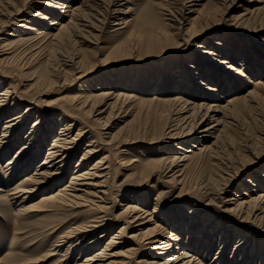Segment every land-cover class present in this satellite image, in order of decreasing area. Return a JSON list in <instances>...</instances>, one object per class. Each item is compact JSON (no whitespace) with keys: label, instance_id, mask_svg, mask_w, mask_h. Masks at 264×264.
Listing matches in <instances>:
<instances>
[{"label":"rangeland","instance_id":"374dc122","mask_svg":"<svg viewBox=\"0 0 264 264\" xmlns=\"http://www.w3.org/2000/svg\"><path fill=\"white\" fill-rule=\"evenodd\" d=\"M41 2L43 0L15 1L18 8L23 7L21 12L33 19L30 26L39 25L42 15L47 14L49 10H54L46 6H43L45 10L43 8L41 10L40 5L37 4ZM60 2L70 3L69 0H60ZM76 4L77 2H74L72 6H78ZM259 7L264 8V0H90V3H86L85 9L91 16V20L102 27L101 33L93 31V34H90L92 38L89 35L87 36L89 38L81 37L83 39L73 37L70 43L61 41L51 44L45 43L43 39L36 40L32 33L22 27L26 23L16 21L19 18L13 17L11 20L3 18L2 21L10 20V22L3 29L1 38H4L6 40L4 44H8L11 48L0 49V75L8 72L10 77L0 82V93L8 87L11 89H9L7 100L0 96L5 101L3 102L4 111L1 112L0 136L3 134L4 121H7L9 116L13 113H24L28 104L25 103L26 100H23L25 96L22 92L27 91L29 87H31L29 93L36 99L38 110L34 115L28 116L24 131L17 134L16 139H11L13 141L10 143L11 147L5 149L8 155L4 152L0 158V264H6L4 259L8 253L21 255L20 258L36 259L50 249L49 246L52 245L50 241L48 242L43 233L37 230L34 219L37 218L36 216L45 214L33 212L38 210L36 206H41L39 202L44 197L67 185L81 158L84 159L82 162L87 169L109 152L115 160L113 162L115 172L111 182L114 190L112 195L117 202L110 213L112 221L111 227L107 230L109 233L106 234V238L101 237L103 234L101 231L95 234L94 237L97 241H101V244L95 245L93 252H99L103 246H107L111 238L119 231L118 229L125 226L127 215L123 211L128 205L138 203L139 209L142 207L140 210L144 209L145 212H140L139 221L132 225L133 228L129 232L127 231L130 235L138 232L140 226L136 224L147 221L150 217L147 214H152V209L155 204H158L156 208L159 209L160 216L158 215L156 219H159L162 227L169 228L172 234L177 232L175 229L179 224H184L183 227L186 230L190 222L193 220L196 222L194 241L187 251H191L203 264H215L213 261L219 252L216 241L218 236H223L228 222L221 226V223L211 224V218L224 216L222 211L228 206L227 201L236 193L243 192L239 191V186L242 184L248 186L247 181L251 176L259 178L264 171V102L260 105L252 104L253 107L246 108L247 110L241 114L242 117L237 118L241 119H236V127L228 130L227 141L229 142H222L220 145L218 159L224 162L229 157L233 171L222 164L207 163L208 155L197 154V151L192 148L190 149L192 153L187 154L190 159L182 163V183L176 185L175 189L161 181L160 184L156 182L158 178L166 181L171 175V173L160 174V170L166 167L170 159L176 155L175 153H179L177 148L185 142L176 140L177 143L172 144L170 140L164 139L165 125L161 126L160 123L157 124L158 121H155V112L160 113L161 107L149 105L146 102L155 97L169 99L178 96L182 98V101L194 104H199L203 100L207 103L214 101L211 97L215 95L204 94L202 92L204 85L198 84L200 80L195 82L194 78L219 88V91L222 90L223 99L215 101L223 104L228 98L244 97L254 89L256 80L264 83V43L262 42L264 40V10L259 13L254 11ZM35 8L41 10L38 12L39 16H35L37 13ZM191 10H197L198 15L189 13ZM54 11L57 15H61L60 10ZM115 18H122L128 24L114 33L113 31L119 27L115 26ZM188 20H190L189 25H187ZM193 34H202L198 37L196 45L188 42V38ZM139 37L142 39L145 37L147 44L151 39L155 48L149 50L146 45L145 48L143 44L138 45ZM201 44L206 49L213 50L215 55L204 54L205 50L199 48ZM218 57L224 64H219ZM230 65H233L234 69L242 68L245 75L236 77L232 74L226 75ZM189 66H192V70L188 69ZM14 75H19L18 80L15 77L12 79ZM37 80L36 84L30 86ZM108 92L121 94L118 103H115L114 96L102 101L100 95ZM258 94L262 95L264 101V90H259ZM130 95L136 96L143 104L131 102L128 99ZM61 96L77 97L79 101L89 100L90 105L97 106L94 115L87 116L85 121L90 126V129H86L89 133L73 143V150L70 152L73 156L68 170L61 176L63 180L59 182L61 178L57 177L47 185L48 187L40 188L34 194H28L24 202L20 204L22 198L11 200L12 198L8 197V194H11L8 190L15 188L23 178L31 175L38 162L45 157L46 149L52 144L53 137L58 135L59 126L63 125L59 116L61 113H53L55 110L50 109L49 103ZM88 109L89 107L84 111ZM99 113H101L100 116ZM40 114L47 115L46 125L41 128L48 137L45 140L42 139L37 145L39 147L33 151L25 149L21 152V146L26 143L27 131ZM201 115L202 113L197 115V121ZM52 116L54 118H51ZM99 117L103 124L94 121ZM105 123L108 126L106 128L110 129L109 136L117 135L118 140L112 142L113 144L110 143V147L97 145V143L92 146L90 141L100 139V135L104 133L102 129ZM207 124H212V121H207L202 127ZM78 130L77 126L73 125L69 133L67 132L68 137L74 138ZM223 135L225 136L224 133ZM182 141L194 142L192 138ZM87 144H91V147L87 148ZM40 148L41 155L39 160H36ZM85 149L93 150V153L83 157ZM122 150H125L123 154ZM19 153L21 154L17 156ZM24 155L28 157V167L25 166L24 169V164L20 162L17 165L22 164L21 170H9L11 167H6L8 161ZM22 159L24 158H20ZM126 165L130 166L126 167ZM241 165L249 167L246 171L241 168L237 172ZM150 172H155L157 176L154 174L151 176L153 178L145 179ZM227 173L238 176L242 174V176L237 177L238 179L234 177L233 185L223 192L220 191L223 185L221 178H225L224 174ZM139 179L142 186H138ZM205 190L212 194V202L205 197ZM252 190L255 194L261 191L257 188ZM161 191L165 194L159 198ZM79 193L83 192H76L78 195ZM138 195L140 197L137 199ZM142 197L147 199H145V206L141 203ZM18 203L21 207L23 206V209H27L26 214L23 212L25 215H21L20 219H17L15 215ZM225 216L232 218L228 214ZM114 217H118L117 220H114ZM66 220L69 221L66 225L71 224L69 219ZM249 230L239 228L237 232L235 230L232 233L229 232L231 241L227 242L222 254V264H235L232 258L235 245L239 241V234L247 233ZM203 231L206 232L204 235ZM217 233H219L218 238ZM172 239L173 236L169 239L171 243ZM189 239H193V235ZM186 240L185 235L184 245L187 243ZM89 241V239L84 240L77 250L84 248ZM256 241L259 251L255 261L252 259L251 262L249 257L251 254H249L241 264H264V239L258 233H256ZM199 245L202 250L197 251ZM124 250L117 248L112 252ZM243 252L237 249L235 260L241 261ZM144 253L148 254L145 259L158 262L150 252L144 251ZM72 256L67 264H74L77 261L76 251ZM58 258L60 257H56L47 264H54ZM20 261L14 264H23L24 260Z\"/></svg>","mask_w":264,"mask_h":264},{"label":"bare ground","instance_id":"6f19581e","mask_svg":"<svg viewBox=\"0 0 264 264\" xmlns=\"http://www.w3.org/2000/svg\"><path fill=\"white\" fill-rule=\"evenodd\" d=\"M15 1L16 0H0V49L9 50L11 48L8 44H4L6 40L1 38V36L4 33L3 29L13 17L19 18L17 20L15 19L18 23H26L23 24L22 27L32 33L36 40L43 39L44 42L46 41L45 43L48 44L59 43L61 41L70 43L73 37L89 38L87 36H91L90 34H93V31L97 33H101L102 31V27L97 26L91 20V16L86 12L85 5L86 3H90V0H69L70 3L68 4H62L60 0H43V2L37 3L40 5L39 7L41 10L42 8L45 10L43 6H46L54 10H60L61 12L59 13H61V15H57L54 10H49L47 14L42 15L40 24L36 26L29 25L31 22H33V19L27 14L25 15V13L21 12L23 7L18 8L15 4ZM50 2H52V4H50ZM74 2H77L76 5L78 6H72ZM35 9H37L35 16H39L38 12L41 10L39 8ZM262 10H264V8L259 7L254 11L259 13V11ZM189 13H197L198 15L197 10H191ZM119 14L123 13L119 12ZM3 18H10V20L2 21ZM115 19V26L119 27L113 31L114 33L119 32L128 24V22H124V19L122 18ZM188 22L189 23L187 25L190 24V20H188ZM104 23L105 21L103 24ZM202 34L190 35L188 42L196 45V42H198V37H200ZM90 38H92V36ZM74 41L76 40L74 39ZM151 42L152 40L150 39L147 44V39L145 40V37L143 39L140 37L137 39L138 45L143 44L144 48L146 45V48L149 50L155 48ZM262 42L264 43V40ZM199 48L205 50L204 54L215 55L213 50L206 49L202 44ZM217 61H220V65L224 64L221 62L222 59L219 57ZM191 68L192 66L188 67L189 70H192ZM228 68L229 69L226 71V75L232 74L235 77L245 75V72L241 70L242 68L234 69L233 65H230ZM9 75L10 73L8 72L0 75V82L2 79L10 77ZM14 77L16 80H18L19 75H14L12 79ZM193 80L195 82L200 80L201 82H198V84L202 86L204 85V88L202 87V92L207 95L214 94L215 96L211 97L214 101L207 103L205 100H203L199 104H194L188 101H182V98L178 96L176 98L174 97L169 99H158L155 97L154 99L146 102L149 105L161 107L160 113L158 111L155 112V121H158L157 124L160 123L161 126L165 125L163 130L164 139L168 141L170 140L169 142L172 144L177 142H185L177 148L179 153H175L176 155L170 159V161L166 164V167L160 170V174L171 173L168 179H166V181L164 179L161 180L160 178H158V180L156 179V183L160 184L161 181L165 184L171 185L172 189H175L176 185H181L182 183V163L190 159L187 154L192 153L190 150L192 148L197 151V154L206 153L208 155L207 163L213 165L222 164V166L225 168L233 171V167L230 166L231 160L229 157L226 158L224 162L221 161L220 158L218 159V150L221 149L220 145L222 142H229L227 141L228 130L236 127V119L241 116L245 110H247L246 108L253 107L252 104L260 105L261 102H264L262 100V95L258 94L259 90H264V83L258 80L255 81L256 83L254 84V89L250 90L244 97L241 99L228 98L224 101V104L220 101H215L223 99V95L221 96L222 90L219 91V88L212 86L209 83L204 84L201 79L194 78ZM221 80L223 79L221 78ZM37 82L38 80L33 82V84L30 86H33ZM2 83H4V81ZM30 88L31 87H29L27 91L22 92V94L25 96V99L23 100H26L25 103L28 104V106H26L24 109V113H13V115L8 117L9 119L7 121H4L2 131L3 134L0 136V158L4 152H6V150L11 147L10 143L13 142L11 139H16L18 136L17 134L24 131L27 125L26 120L29 118L28 116L31 114L34 115L36 110H38L37 104L35 102L36 99L32 97V94L29 93ZM6 89L0 93V96H3L1 98H5V100H7L9 89H11V87ZM100 96H102V101L107 100V98L110 96H114L115 103H118V98L121 96V94L108 92L107 94L105 93ZM1 98L0 123L2 122L1 112L4 111L3 107L5 106L3 103L5 101ZM128 99L131 102L143 104L134 95H130ZM89 102V100L79 101V98L77 97L70 98L68 96H61L49 103L51 105L50 109L52 111L53 109L55 110L53 113H61L59 116L60 120L63 121V125L59 126V133H57L58 135L53 137L52 144L48 149H46L45 157L38 162L31 175L23 178L15 188L8 190V193H11L8 194V197L12 198L11 200L22 198V202L20 203L22 204L27 198L28 194H34L40 188L42 189L48 187L47 185L53 182L57 177L61 178L59 182L63 180V177L61 176H63L65 171L68 170V165L71 163L73 156L71 155L72 153H70L71 150H73V143L76 142L77 139L82 138L89 133L86 129H90V126H88V124H86L87 122L85 121L88 118L87 116L94 115L95 109L97 107L90 105ZM87 107H89L88 111H84V109ZM201 113L202 115L197 121V115ZM100 114L101 113L98 115L100 116ZM151 115L153 117V113ZM51 118L54 117L52 116ZM45 119L47 121V115L40 114V116L35 119V122L31 124L32 126L27 131L28 136H25L26 143L21 146V152L25 149H30L33 151L39 147L37 145H39L42 139L45 140L46 137H48L46 133L44 134L43 129L41 128L43 126L45 127L46 125ZM94 121L97 123H102L100 117ZM207 121H212V124H207L205 127H202ZM73 125L77 126L79 129V132L76 134V136L74 135V138L68 137V133ZM106 127L108 126L105 123L102 129L104 133L100 135V139L98 138L90 141L92 142V146L96 145L97 143V145H104L106 147L109 146L110 143L116 142L118 140L119 137L117 135H113L111 137L109 136L110 129ZM48 128L52 129L51 127ZM186 138H192L194 142L182 141L186 140ZM176 140L179 141L175 142ZM91 144H87V148L91 147ZM247 149L250 151V148L247 147ZM38 151L39 153L36 160H39L40 158L41 148ZM124 152L125 150H122L121 153L123 154ZM91 153H93V150L85 149L83 157H87V155ZM20 154L21 153L17 154V156ZM20 158L24 159L20 160ZM27 158L28 157H25V155L21 157H15L8 161L6 167H11L9 170L15 169V171H18L22 167V164L19 166L17 165L18 162H20L24 164L25 169V166L28 165ZM83 160L84 159L81 158L80 163H77L74 173L71 174L67 185H64L65 187L63 186L64 188L58 191L55 190L56 192L53 191L51 195L44 197L39 202L41 206H36L38 210H32L33 212L45 214L44 216H36L37 218L34 220L37 223V230H40L41 233H43L45 239H48V242L50 241L52 244L49 246L50 249L43 255H40L37 258L35 257L36 259H26L23 257L20 258L21 255H13V253H8L7 257L4 259L6 264H14L16 261L20 260H24L23 264H47L58 256L60 258H58L54 264H67L71 260V257H73L72 255L75 251L78 253V258L74 264H203V262L197 256L193 255L191 251H187L194 241V235L196 233L194 232V229L196 222L194 220L193 222H190L188 229L186 230H184V224H179V226L176 227L177 229H175L177 232L172 234L169 228L162 227L161 223L158 221L159 219H156L158 215L160 216L159 209L157 210L156 208L159 206L158 204H155V207L152 209V214H147V216L150 215L147 221L136 224V226H140L138 232L130 235L127 234V231L129 232V230L133 228L132 225L139 221L138 215L140 212H144V209L141 211L140 209L142 207L139 209L137 206L138 203L128 205V207H126V209L123 211V213L127 215V223H125V226L118 229L119 231L114 237L111 238L107 246H103L99 252L94 253V246H99L101 244V241H97L94 236L96 233L101 231L103 233L101 237H107L106 234L109 233H107V230H109L111 227L112 221L110 213H112L111 211L117 202L112 195L114 190L113 184L111 182L115 172V169L113 168V162H115V160L113 159L112 153L109 152V154H106V156L100 158L96 164L87 169L84 168V164L82 162ZM128 166L130 165H126V167ZM248 167L249 166L246 167L241 165L237 172L241 168L243 171H246ZM154 174L156 175L155 172H150L147 176H145V179L150 178ZM236 174H224L226 177L221 178L223 185L221 186L220 191L225 192L228 187L233 185L232 180L234 177L235 179H238L237 177L242 176V174H239V176ZM247 182L248 186L243 184L239 186V191H243L241 194L238 192L233 195V198L227 201L229 204L222 211L224 216H216L217 218H211V224L216 223L217 225V223H221V226L228 222L226 227L227 229L223 233V236H218L219 233L216 235V237H219H217L219 241H216V243L219 245V252L217 258H215L213 261L215 264H222V254L225 251L227 242L231 241V236L228 235L229 232L231 231L230 233H232L234 230L237 232L239 228H247L250 230L247 231V233L242 232L239 234V241L235 245L236 247L233 253L234 257L232 258L235 264H241L249 254H251L249 255L251 262L252 259L255 261V257H257L259 249L256 246V233H258V235L264 239V171L261 173L259 178L251 176ZM138 186H142L141 179H139ZM123 188H127V186H123ZM253 188L260 189L261 191L258 194H255L252 190ZM76 192L83 193H79L78 195ZM164 194L165 193L161 191L159 192L158 197L160 198L161 196H164ZM204 195L208 200H210V202H212V194L208 192V190L204 191ZM139 197L140 195H138L137 199ZM142 198L143 199L141 203L144 205L146 198ZM20 204L17 206V210L15 208L16 213L14 211L17 219H20V216L24 214L23 212L26 214L27 210L23 209V206L21 207ZM225 214H228V216H231L232 218L226 217ZM117 218L118 217H114V220H117ZM66 219H69L71 224L66 225L67 222H69ZM145 225L150 227L146 228L144 227ZM203 232L204 235L206 232ZM185 235L187 238V243L184 245ZM191 235H193V239L190 240L189 237ZM203 235H201V237H203ZM171 236H173L172 243L169 240ZM86 239L90 240L88 244L84 246V248L77 250L80 244ZM200 246L201 245L198 246L197 251L202 250ZM64 247L67 248L64 249ZM117 248L125 250L113 253L112 251L116 250ZM237 249H239V252L244 251L241 254V261L235 260L237 256L235 255V252ZM144 251L150 252V254L153 255L155 260L158 262L145 259L148 254H143ZM141 254L143 255L141 256Z\"/></svg>","mask_w":264,"mask_h":264}]
</instances>
